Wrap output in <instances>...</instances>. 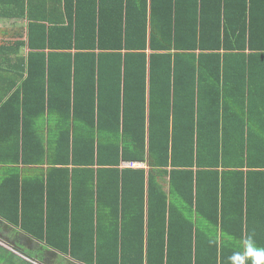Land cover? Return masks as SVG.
<instances>
[{"label": "trees", "instance_id": "16d2710c", "mask_svg": "<svg viewBox=\"0 0 264 264\" xmlns=\"http://www.w3.org/2000/svg\"><path fill=\"white\" fill-rule=\"evenodd\" d=\"M0 16L29 20L0 43L1 217L88 264H264V0Z\"/></svg>", "mask_w": 264, "mask_h": 264}, {"label": "crops", "instance_id": "0c3cea01", "mask_svg": "<svg viewBox=\"0 0 264 264\" xmlns=\"http://www.w3.org/2000/svg\"><path fill=\"white\" fill-rule=\"evenodd\" d=\"M29 20L27 18L10 19L0 16V43H7L8 41H17L19 39L27 40V29ZM22 29V30H21ZM24 33L23 37H18V32ZM149 43V42H148ZM30 48L25 45L20 48V54L26 56ZM223 52L224 50H220ZM246 51H249L247 49ZM8 53V51H5ZM151 50L148 48V53ZM200 52V50H197ZM10 56L16 58V53L12 52ZM15 61V60H14ZM224 62V61H222ZM233 63V61H231ZM198 83V76H196ZM242 86V85H241ZM149 88H150V61L148 57L147 63V112L149 117ZM230 102L234 104L238 99L240 90H235L233 87ZM242 96V94H240ZM234 99V100H233ZM148 148V147H147ZM147 153L149 150L147 149ZM122 165V164H121ZM125 166V165H122ZM127 167V166H126ZM134 167H150L146 164L137 162ZM196 167V166H195ZM171 168V167H169ZM223 170V167L219 168ZM160 176V175H159ZM148 179V173H147ZM168 176L165 175V189L168 191ZM46 244L45 241L37 238L31 233L26 232L21 226L12 224L9 220L0 216V264H88L86 262L72 258L69 254L61 252L51 246L49 248H42Z\"/></svg>", "mask_w": 264, "mask_h": 264}, {"label": "rangeland", "instance_id": "374dc122", "mask_svg": "<svg viewBox=\"0 0 264 264\" xmlns=\"http://www.w3.org/2000/svg\"><path fill=\"white\" fill-rule=\"evenodd\" d=\"M4 55H5V54H0V61H5V56H6V57L10 56L9 54H7V52H6V55H5V56H4ZM12 55H13V53H11V56H12ZM11 56H10V57H11ZM12 59H13V60H16V58H13V57H12Z\"/></svg>", "mask_w": 264, "mask_h": 264}, {"label": "built area", "instance_id": "2783aa9c", "mask_svg": "<svg viewBox=\"0 0 264 264\" xmlns=\"http://www.w3.org/2000/svg\"><path fill=\"white\" fill-rule=\"evenodd\" d=\"M125 166H136L137 162H127L124 164Z\"/></svg>", "mask_w": 264, "mask_h": 264}]
</instances>
